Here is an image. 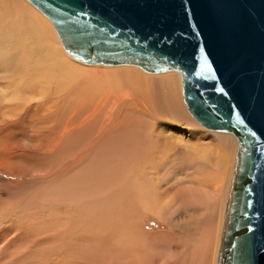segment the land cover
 Instances as JSON below:
<instances>
[{"label":"bare ground","instance_id":"6f19581e","mask_svg":"<svg viewBox=\"0 0 264 264\" xmlns=\"http://www.w3.org/2000/svg\"><path fill=\"white\" fill-rule=\"evenodd\" d=\"M6 2L9 12L0 11L1 47L11 48L18 42L19 45L12 49L22 50L21 58H18V63L14 66L12 64L17 57L12 49L0 50L1 60L10 55V59L3 61L4 66L7 65L4 74L10 76L6 80L9 89L0 91V100L9 104L6 113L20 118L32 112L36 117L47 120L49 114L61 112V102L70 104L71 108L65 111L68 114L66 122L62 123L61 132L58 130L53 142L37 145V151L33 150L29 155L46 163L65 161L67 164L63 166L64 162L63 167L53 170V175L68 172L69 163L74 162L79 165L77 173L82 169L90 172L87 176L82 171V180L94 176L95 169V177L101 179L94 185L93 182L85 184L82 181L85 188L82 191L73 190L71 196L79 195L86 205H81L80 202L79 206L66 204L56 205L54 210L49 208V216L52 215L54 222L60 223L56 236L66 239L74 234L81 235L83 231H90L89 236L96 241L91 249H95L92 254L97 263L216 264L223 214L235 173V136L230 132L207 129L190 115L178 86L180 75L177 71L154 73L132 64H88L75 60L65 53L47 18L43 16L52 29L39 16L31 17L36 22L29 25L19 15L15 2ZM0 8H4L1 1ZM28 9L32 11L29 7ZM52 34L56 36L58 43ZM50 39L56 42L55 48H50ZM72 66L73 72L76 71L75 75L69 72ZM18 70L20 73L25 70L24 79L19 77ZM131 75L138 77L131 80ZM28 76L34 78V81L26 79ZM26 80L33 84L27 86ZM17 87L22 89L19 92L12 90ZM24 87L28 88L27 93ZM34 88L38 90L35 91ZM134 114L140 116L137 118ZM163 117L174 121L180 118L187 120V117L191 121L193 119L205 129L201 132L211 135L206 138L210 141L204 145L200 142L204 140L191 136L192 143L187 141L190 142L187 145L176 144L170 135L168 137L173 141L164 137L165 132L160 126H149L143 122ZM7 119L2 115L3 124ZM84 130L86 140L94 137L101 142L91 144L85 140L88 147L72 150L73 154L79 151L80 155L71 157L64 153L63 156L64 148L67 144L69 146L68 142L76 144L80 141V145H83L81 142H84V136L81 132ZM228 134L233 137L227 136ZM94 151H97L95 157L83 156V153ZM173 151L184 153L185 156L170 160ZM228 152L230 157L227 159ZM179 165L184 169L183 173L174 174L173 169ZM193 171V175H185ZM66 183L64 189L69 191L71 184ZM177 213L180 214L178 220ZM144 214L158 221L174 223L175 227L183 231L185 240L179 242L164 233L147 232L142 224ZM62 223L66 225L65 229L62 228ZM81 237L84 239L82 235ZM152 251L155 253L150 254ZM150 255L151 258L161 259L148 260L147 256ZM84 256L87 263L94 261L88 254H82V259Z\"/></svg>","mask_w":264,"mask_h":264},{"label":"water","instance_id":"95a60500","mask_svg":"<svg viewBox=\"0 0 264 264\" xmlns=\"http://www.w3.org/2000/svg\"><path fill=\"white\" fill-rule=\"evenodd\" d=\"M83 63L175 70L190 115L237 141L216 264H264V0H26Z\"/></svg>","mask_w":264,"mask_h":264},{"label":"rangeland","instance_id":"374dc122","mask_svg":"<svg viewBox=\"0 0 264 264\" xmlns=\"http://www.w3.org/2000/svg\"><path fill=\"white\" fill-rule=\"evenodd\" d=\"M0 1L4 5V8L3 9L0 8V11L2 10L3 13L9 12V10L6 9L7 6L6 0H4L5 2H3L2 0ZM12 2L13 3L15 2L17 9H19V15H21L29 25L36 22L35 20L33 21L31 17L36 18L37 16H39L41 20L43 22L45 21L52 29L49 21L45 19L43 15H41L36 9H34V7H32L26 0H12ZM28 7L32 11H30ZM34 11L37 15L34 13ZM52 36L57 42L55 38L56 36L54 37V34H52ZM52 40L53 39H50V44H51L50 48H55L56 42ZM17 43L18 42H15L14 44L19 45V43L18 44ZM1 45L2 44L0 43V50L2 51L10 50L12 49V47L15 46L12 45L10 46L11 48L2 49ZM20 50L21 49L19 50L12 49L13 54H15V57H17L13 62L12 66L18 63V58H21L22 50L21 51ZM9 56L10 55H7L3 60L0 59V91H4V89L7 88L6 80L10 78V76H6L4 74L5 73L4 68L7 65L4 66L3 64V61L10 59ZM57 61H59V59H57ZM71 68L72 69H70L69 71L70 74L75 75L76 71L73 72V66ZM20 70L17 71V74L18 75L20 74L19 77L21 76L20 78L24 79L23 76L25 75L24 72L25 70H23L22 73H20ZM137 70L138 72L140 71L139 69ZM172 72L175 73L174 71ZM140 73L143 74V72ZM176 74L178 73L176 72ZM152 75H158V74H152ZM67 77H69V75H67ZM130 77L131 80H134L138 76L131 75ZM28 78L32 79V77L30 76H28L26 79ZM29 82L30 80L29 81L26 80L27 86L33 84ZM179 82H180V76H179ZM179 82H178V86L180 88ZM24 88H25V92L27 93L28 88L27 87ZM21 89L22 88L17 87V89L13 88L12 90L14 91L16 90L19 92ZM33 90L36 91L38 89L34 88ZM29 91H32V89ZM1 94L2 92L0 93V98H1ZM1 102L2 101L0 100V264H108L109 262L97 263L95 261V255L92 254V251L95 252V249H91V248L92 246H94V243L96 241L92 238V236H89L90 231H87V233L85 231L81 232V235L84 237V239H82L80 234H74L66 238L67 240L64 238L65 239L64 240L62 236H56V233L58 234L57 228L60 227L59 226L60 223L54 222L55 219L51 218L52 215L49 216V212H50L49 208L52 207V210H54L56 209V205H66V204L68 206H74V205L79 206L80 204L86 205L79 195H78L79 197L77 195L72 197L71 195L73 194V190L82 191V189L85 188V186H83V182L85 184H88V182L90 181L93 182L94 185L99 180H101L98 177H95L97 175L96 169L94 172V176H90L88 179L85 178L82 180L81 177L83 176L82 175L83 172L88 176L90 174L89 170L82 169L83 172L78 171L77 173L76 169L78 168L79 165L74 162H70L69 164L72 166L69 165L68 172L60 173L58 176H56L53 175L54 173L53 170L65 166L67 164L65 161L63 162L55 161L56 165H54L55 164L53 163L54 161L52 163H46V161L39 160L37 159V157L33 158L32 156L29 155L31 151L33 150L37 151L35 150V147L37 145L44 143L49 144L50 142L51 143L53 142L54 138H56L58 135V130L59 133L61 132L60 127L62 126V123L65 124L66 122V118L68 117V114H66L65 111L71 108L70 104L61 102V105L59 106L61 112L58 113L53 112L52 114H49L50 115L49 119L51 120H49L48 118L46 120L40 118L39 116L36 117V115L32 112L23 115L20 118L18 116L15 117L11 116L12 113L9 114L6 113L8 112L9 104L5 102L2 103ZM180 104L183 112L185 113L182 106V102ZM64 108L66 110H64ZM62 110H64V112ZM2 115L4 117L6 116V118L9 119V120L8 119L4 120L6 122L5 124L2 123L1 120ZM134 115L137 118L140 116L139 114H134ZM156 119L152 118L151 120H147V121L144 120L143 122L148 123L149 126L150 125L153 126L157 125L158 127L160 126L161 130L165 132L164 137L166 139L168 138V140L171 141L174 140V142L176 141L175 142L176 144L177 142L181 145H183L184 143L186 145L189 144L190 142L192 143V141L190 140L191 136H196L198 139L201 138L202 140H204V141H200L203 142L204 145L207 144L206 142L210 141L206 138L211 135L208 134L205 135L204 132H201V130L205 131V129L199 126L193 119L192 121L195 124L188 117L187 120L185 118H180L177 121L171 119L169 120V118L167 117H163L157 120ZM55 122L58 124H56ZM189 122H191V125H189ZM46 128L48 129L45 130ZM163 128L166 129L164 130ZM85 130H88L90 132L89 129L85 128ZM85 130L83 131L84 133L81 132V134H83L82 136H84L83 137L84 142H81V144L83 143L84 146L80 145V141H78L76 144H72L71 142H68L69 146L67 144L66 145L67 149L64 148L65 151L62 154L63 156L66 153L67 155L65 156H71V157H73V155L76 154L80 155L79 151H76L73 154L72 150L73 149L78 150L81 148L88 147L89 142H91V144H93V142L94 144H99V142H101V140L94 137L92 138L93 140L92 139H89V141L86 140ZM198 133L203 137L205 136V138H202ZM221 134H225V133H221ZM169 135L172 137L173 140L169 139L168 137ZM82 136L80 135L81 139ZM227 136H232V135L228 134ZM85 140L88 143L87 142L85 143ZM91 148L94 147L91 146ZM100 148H102V145ZM83 156L95 157L97 156V151H94L93 153H83ZM178 156H185V155L184 153L180 154L178 152L175 153V151H173L171 153L170 160H174L175 157L178 158ZM226 157L227 159L228 157H230L229 152L227 153ZM185 159L186 157L183 158V160ZM180 161H182V159ZM180 168H182V166L180 165L179 167L177 166L176 168H174L173 169L174 174H182L184 169L183 168L180 169ZM193 174L194 171L190 173L188 172V174L186 173L185 175H193ZM77 175L79 177H77ZM153 175H155V173H153ZM76 179L77 182H75ZM106 180L108 179L106 178ZM62 182H64L65 185L67 184L66 182H69L71 184V186L68 187L69 191H66L67 189H64L65 185ZM80 195H82V193ZM78 203L80 204L78 205ZM179 216L180 214L177 213L176 214L177 220L179 219ZM62 224H61L62 228L65 229L66 225L65 224L62 225ZM142 224L144 225V229L149 233H164L168 235L169 238L173 237L174 240H177L179 242L185 240L183 231L175 227L174 223L158 221L157 219L148 215L145 216L144 214V216L142 217ZM89 238L92 239L90 240ZM154 253L155 251L150 252V254H154ZM82 254L83 255L88 254L89 258L94 261H90L92 263L90 262L87 263L85 256L82 259L81 257ZM78 255L81 258L78 257ZM44 256H46L47 259H45L46 257ZM78 259L80 261H78ZM147 259L152 261H160L161 257L151 258L150 255L147 256ZM70 260H72V263L70 262Z\"/></svg>","mask_w":264,"mask_h":264}]
</instances>
